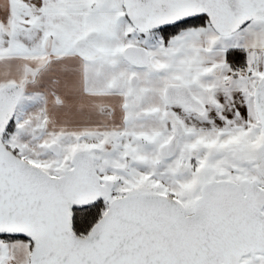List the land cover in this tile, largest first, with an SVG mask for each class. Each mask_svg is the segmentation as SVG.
Wrapping results in <instances>:
<instances>
[{
  "label": "snow or ice",
  "instance_id": "1",
  "mask_svg": "<svg viewBox=\"0 0 264 264\" xmlns=\"http://www.w3.org/2000/svg\"><path fill=\"white\" fill-rule=\"evenodd\" d=\"M0 264H264V0H0Z\"/></svg>",
  "mask_w": 264,
  "mask_h": 264
}]
</instances>
